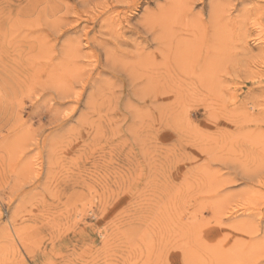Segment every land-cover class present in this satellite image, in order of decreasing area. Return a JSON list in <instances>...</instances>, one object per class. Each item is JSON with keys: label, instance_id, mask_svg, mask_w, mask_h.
<instances>
[{"label": "rangeland", "instance_id": "obj_1", "mask_svg": "<svg viewBox=\"0 0 264 264\" xmlns=\"http://www.w3.org/2000/svg\"><path fill=\"white\" fill-rule=\"evenodd\" d=\"M0 264H264V0H0Z\"/></svg>", "mask_w": 264, "mask_h": 264}]
</instances>
